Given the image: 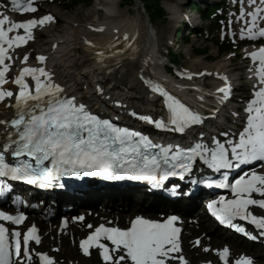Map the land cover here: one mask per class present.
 Returning a JSON list of instances; mask_svg holds the SVG:
<instances>
[{
	"label": "snow or ice",
	"instance_id": "obj_1",
	"mask_svg": "<svg viewBox=\"0 0 264 264\" xmlns=\"http://www.w3.org/2000/svg\"><path fill=\"white\" fill-rule=\"evenodd\" d=\"M238 2L240 10L237 19L243 25L240 35L264 38V0ZM9 3L21 13L38 11L33 0H9ZM245 4L251 8H246ZM2 7L6 5L0 2ZM54 19L48 14L16 21L0 12V102H6V106L15 109L11 120L0 119V124L5 126L0 130V197H5L13 188L9 181L26 182L40 188H63L62 177L88 176L146 181L159 189L170 177H188L192 184L230 189L233 193L231 198L221 195L212 199L207 207L221 224L257 239L245 223L235 222L239 219L254 226L259 230V236L264 237V214H256L252 210L253 206L264 210V171L253 168L234 181L229 180V170L264 161V47L248 54L254 61H259V79L257 90L246 108V125L238 139L228 138L231 133L226 131L221 134L224 139L213 135L206 140L205 134L200 132L188 145L164 143L140 130L121 126L113 118L94 113L75 95H68L54 79L55 73L45 66H23L14 76L11 75L13 65L19 58L16 49L34 39L33 29L36 26H43ZM124 40L128 41L127 34ZM86 43L95 46L92 41L86 40ZM123 51L118 48L115 53L108 52L107 55ZM97 55L103 60L105 50L101 49ZM29 57L30 53L25 52L22 63L27 65ZM35 59L44 65L47 56L40 54ZM185 74L191 79L205 73H181V76ZM28 78H31V82ZM222 78L225 81L228 79L226 76ZM141 79L151 91L165 98L167 116L154 118L131 110L132 117L152 124L158 130L179 134L202 124L207 118L173 94L164 83L145 77L143 70ZM11 85L16 86L17 90L14 91ZM216 91L223 94L218 97L221 101L226 100L232 92L230 82ZM13 97L14 101L10 99ZM199 99L203 100L204 97L200 96ZM210 115L215 116V112ZM198 161L207 169L219 173V178L197 179L193 170ZM261 167L264 168V164ZM169 191L174 197L191 194V189L182 192L176 184H172ZM254 194L261 198H256ZM17 200L24 203L19 196ZM25 219L24 211L13 214L0 210V220L10 221L15 226L23 224ZM76 219L83 220V216ZM179 220L177 215H169L163 220L137 215L130 227L101 224L81 241V248L90 254L91 247L96 246L102 250V257L109 264H189L182 254L179 240L181 228L176 223ZM64 223L67 224V219ZM37 233L35 224L22 233L18 227L9 228L0 222V264H32L34 257L39 258L40 264H56L55 258L47 252L34 251L30 247V242L37 245L41 242ZM105 240L112 247L103 242ZM200 243L197 238L195 244ZM220 255L223 264H229L230 249L224 247ZM234 264H253V258L243 255Z\"/></svg>",
	"mask_w": 264,
	"mask_h": 264
},
{
	"label": "bare ground",
	"instance_id": "obj_2",
	"mask_svg": "<svg viewBox=\"0 0 264 264\" xmlns=\"http://www.w3.org/2000/svg\"><path fill=\"white\" fill-rule=\"evenodd\" d=\"M42 4H37V1L34 2V6L39 8L38 15H36L35 18L51 14L55 19L45 23L43 26H36L33 29L34 39L29 40L28 44L22 45L20 48L16 49L19 58L13 65L11 75L14 76L19 68L23 66H45L48 70L55 73L54 79H56L58 83L65 81L70 85V90L72 89V92H70L69 95L82 92L89 95V97L95 101L93 108L101 105L103 106V111L107 110L115 115L119 114L125 116H129L131 110L136 111V108L131 102L119 100V97L113 92H110L109 88L98 87L103 85L104 81H107L108 85L113 84L119 89H127L135 96L138 102H142L143 110H150L146 108H149L150 105H148V103L153 102L154 97L148 94L145 83L141 79V71L143 70L145 77H150L152 75L154 77H162V65L164 64L161 60L162 55L159 49L158 33L154 29L153 22H151L152 20H149L146 26L140 15L133 17L129 13H123L120 8L121 0H105L103 6H106V12L103 15L96 11L84 14L81 10H78L75 13V19L71 18L70 20H65L62 16H57V14L53 11H49V9ZM167 7L169 11H171V19L176 20L177 14H179V6L177 4L172 6L168 3ZM91 21H94V23L92 24ZM55 22L67 24L70 27L58 30L55 28L56 26L53 25ZM46 28H48V30L44 31ZM101 28L103 29L102 31L97 30ZM125 34L128 36L127 42L124 40ZM34 40L37 41V44L33 43ZM86 40L92 41L95 46L86 43ZM117 40H119V43H117ZM129 44L132 46L129 47ZM118 48H122L124 51L112 56L107 55L108 52L115 53ZM80 49H83L82 55L79 52ZM101 49L105 50V58L103 60H100L97 55ZM253 51H256V49L251 48L246 52L249 54ZM25 52L30 53L27 65L22 63V57ZM40 54L47 56L44 65H41L40 62L35 59V57ZM109 69H111V71H109ZM206 71V74L211 73L210 78L213 80L212 82H219L221 83L220 87H222L225 84L222 77H227V72H229L230 69H221L219 72L217 71L215 73L210 72L209 69ZM181 73H195V71L182 70L180 74ZM208 75L209 74H207V76ZM182 77H185L186 81H179L176 83L173 79H169L170 86H174L180 92H185L194 87L193 85H196V76L188 79L187 74H185ZM28 79L31 82V78ZM94 79H99L98 83L100 84H92ZM197 83L196 87L200 89V85H203L204 80L203 82L201 80V82ZM11 86L14 91L17 90L16 86ZM105 86H107V84ZM64 89L67 93L68 90L66 88ZM82 89L83 91H80ZM195 94L198 97L203 96L204 100H212L211 93L207 90L199 91ZM10 99L14 101V97ZM192 103L199 106L198 99H194ZM14 114L15 109L6 106V102L0 104V119L11 120ZM4 127L3 124H0V130ZM106 202L108 201L106 200ZM61 203L62 201L60 200H53L49 202V207L57 208ZM194 203H196L195 199L192 200V204L183 213L187 214L192 212L198 214L196 211L197 207ZM135 210L136 207H130L125 214H131V212ZM43 217V214L38 213L32 216L30 220L36 221L42 229L46 228V230L43 229L44 232L42 231V234L44 240L47 241V238L50 237L48 234L52 232L51 230L53 227L49 228V224L42 220ZM184 222L186 224V231L193 233L195 226L189 224L190 221L188 218H185ZM57 227L54 230V235L51 237L57 238L59 244H56L60 246V253H68V245L61 242L65 238L63 235L64 231H62V235L57 236ZM71 233L76 234L78 231L71 228L69 234ZM218 238H207L208 240L204 238L203 242L206 243V246H211L209 242H214V249L219 248V245L222 246L223 244H226V246L229 245V247L230 244L233 245V239L230 236H227L226 243L221 241V243H219L217 240ZM223 248L224 246H222V249ZM233 249L234 248H232V251L235 254L237 250ZM204 254H206V252H204ZM214 255H209V260L207 261H213Z\"/></svg>",
	"mask_w": 264,
	"mask_h": 264
},
{
	"label": "rangeland",
	"instance_id": "obj_3",
	"mask_svg": "<svg viewBox=\"0 0 264 264\" xmlns=\"http://www.w3.org/2000/svg\"><path fill=\"white\" fill-rule=\"evenodd\" d=\"M71 1L72 0H41L39 2H41L40 5L43 3L42 5L47 7L49 11L51 12L53 11L55 14H57V16H62L65 20H70L71 18L75 19V13L78 10H81L84 14H89V13H92L93 11H96L95 9L96 8L95 4H97L96 0H93L91 5H86L82 3L79 5L72 6V7L70 6V3H69ZM183 1H186L187 3L194 2V0H161L162 5L164 9L166 10V18L158 19L157 17H155L153 18V21H152L154 29L158 33L159 46H160L159 49L161 51V55H162L161 60L163 61V63L165 62L164 61L165 57H169L171 60H174L175 63H178L180 71L182 69L194 70L195 73H205L204 76H207L206 70L208 69L210 70V72L215 73L217 71L219 72L221 69H230V71H232L234 68H236L235 70H237V73L235 74V76H237L238 74L241 75L242 74L241 71L245 65V61L249 60V57L247 56L245 51H247L249 47H255V46H250V45L247 46V44H244L239 49L240 56H238V54L236 55L233 52L230 54L220 55L218 52L217 46L213 42V38L214 39L217 38L218 40L220 39L219 38L220 30L217 31L214 29V26H211V23H214L213 22L214 16H212L206 22L202 20L200 24L196 26V32H197L196 35L190 32L189 29L184 30V36L190 39V43L188 44L183 43L181 49L177 50L178 47L174 45V42L176 40V36H175V32L177 28L176 22H177L178 17L180 16V13L177 14L176 20H172L171 15H170L171 11H169L167 4L169 3L172 6L176 4L178 6H182ZM122 2L123 0H121L120 8L123 13H126V14L129 13L133 17H137L138 15H140L142 20L147 26V22L150 20V17L152 15L147 12L146 8L144 7V4L141 1H139V3H136L135 6H130V7L122 6ZM145 6L152 8V7H155V3L154 1H145ZM202 7H205L204 4L202 5ZM101 15H103V13H101ZM192 21L193 22L197 21V18L191 19L189 22H192ZM91 22L92 24L94 23V21H91ZM53 25L56 26L55 28L58 30H63L65 28L70 27L67 24H59L56 22L55 24L53 23ZM45 30H48V28L44 29V31ZM200 31L203 33L200 34L199 33ZM179 32L181 36V31ZM180 36L177 39V41L180 40ZM33 43L37 44V41L34 40ZM197 50H202L205 52V54H199ZM79 52L82 55L83 49H80ZM170 52H172V54L168 56L169 55L168 53ZM173 54H176L178 57ZM167 70L169 69L167 68ZM201 76L202 75H197L196 79L198 78L200 79ZM201 80L203 82L204 79H200L199 82H201ZM210 81L211 79H209V82ZM197 84L198 83H196V85ZM196 85H193V86H196ZM244 86L250 87L252 85L249 84L248 82H245ZM225 114L227 115L228 113H225ZM103 203L104 202L101 200H99L98 202L99 206H102ZM134 205L135 204H133L132 206ZM196 205H197L198 214L195 215L196 219H193V223L191 222L189 223L190 225L195 226L194 227L195 230L193 234H191L188 231H185V235L183 238L185 254L187 255L189 259H191L192 264H200V262H206L209 259L208 257L209 255L215 254V251L207 254L208 250L207 251L205 250L206 248L208 249L210 248L208 245L206 246V243L203 242L207 234H210L212 237L214 236L219 237L217 239L219 243H221L220 241L223 242L224 241L223 239L226 238L227 235H230L231 238L233 239V245H231V248H234L235 250H237L235 252V255L242 253V252H246L248 254L253 255L257 264H264V248L261 245L251 246L247 243L239 242L236 235H232L229 233L226 235L223 232L218 231L217 227L213 223H211L209 219L207 218L206 212L201 207V203L200 202L196 203ZM48 224H49L48 227L51 228L52 223H48ZM54 225L56 226L57 222H55ZM76 226L77 227H74V229L77 230L78 232L80 231V234L76 236L79 238L85 234L86 230L84 229L83 231L80 225H76ZM43 229L46 230V228H43ZM43 229L42 231L44 232ZM51 231L52 232L48 234L50 235V237L47 238V242L44 244V250H48L52 252L53 248L58 246L57 244L59 243L57 241V238L51 237L54 235V229L52 228ZM73 238H74V235L69 234L68 236H65V238L61 241L62 243L68 245L69 252L64 253V254L60 253L58 255L59 259L64 260L65 264H67L69 261L76 262V260L77 262L82 263V264H103V263H100L99 256H97L96 259L95 258L93 259L81 258L78 248H77V240H74ZM197 238L201 239L202 244L201 246L195 248L194 244ZM210 243L212 245V242H209V244ZM213 246H214V242H213ZM220 247L221 245H219V248L217 250L222 249ZM186 248H187V251H186ZM203 251L206 252V254H204ZM104 264H109V263H104Z\"/></svg>",
	"mask_w": 264,
	"mask_h": 264
},
{
	"label": "trees",
	"instance_id": "obj_4",
	"mask_svg": "<svg viewBox=\"0 0 264 264\" xmlns=\"http://www.w3.org/2000/svg\"><path fill=\"white\" fill-rule=\"evenodd\" d=\"M141 2L144 3L145 6V1H154L155 3V7L149 8L148 6H145L146 10L148 13H150L152 16L150 17V19L153 21V18L157 17L158 19H165L166 18V11L164 9V7L162 6V2L161 0H140ZM93 2V0H72L70 3V6H75V5H79L80 3H84L86 5H91V3ZM126 5H132L135 6L136 5V0H124ZM69 7V6H68ZM193 7L195 8L196 6L193 5ZM215 7H211L210 8V12H214L215 11ZM206 17L204 16V19ZM209 18V16H208ZM185 43H189L188 40H186ZM215 43L218 47V50L220 52V54H224L226 52H229L233 49V45L231 44L230 41H225V42H219L215 39ZM200 54H205L204 51L202 50H197Z\"/></svg>",
	"mask_w": 264,
	"mask_h": 264
}]
</instances>
